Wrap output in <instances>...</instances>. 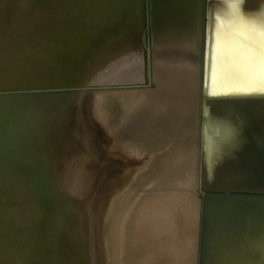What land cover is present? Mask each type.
Returning a JSON list of instances; mask_svg holds the SVG:
<instances>
[{"label": "bare ground", "instance_id": "1", "mask_svg": "<svg viewBox=\"0 0 264 264\" xmlns=\"http://www.w3.org/2000/svg\"><path fill=\"white\" fill-rule=\"evenodd\" d=\"M87 1L73 0L77 7L85 2L88 6L82 17L73 19V41L67 38L63 44L65 37L60 38V48L54 36L72 25L66 26L54 13L58 0H0V49L11 47L19 36L23 46L14 40L17 49L43 41L33 50L37 63L31 64L27 55L24 66L42 68L36 73L51 70L53 77L44 73L54 79L48 83L59 87L22 92L28 97L18 100L23 102L18 111V101L11 99L12 104L9 95L0 101V169L7 177L3 182L13 185L15 177L21 186L26 177L29 185L37 181L40 201L46 205L34 203L39 192L32 204L43 206L42 216L52 212L49 216L55 218L45 219L44 224L48 220L53 226H47L48 232L45 225L49 237H41L43 220L36 228L41 209L32 206L39 214L33 211L32 224L30 212L31 223L25 221L28 211L17 206L28 201H21L27 197L22 198V189L36 186H17L15 196L21 194L22 199L9 202L10 208L7 200L13 192L1 184L0 199L9 194L4 196L9 207L0 202L5 207L0 209V264H198L203 191H264V0H146L144 28L140 0ZM114 11L119 17L103 25L87 20L90 14L102 19L106 13L114 16ZM85 25L95 35L87 43L82 40ZM7 54L4 60L15 59L5 61H12L9 66L19 64L17 53L16 58ZM3 62L0 66L6 67ZM18 66L11 67L19 70L23 65ZM19 76L8 74L4 80ZM215 98L224 102H212ZM63 100L79 108L66 123L58 118L63 111L53 113L51 106ZM8 106L18 113L11 114ZM37 140L40 144L34 148ZM98 161L104 163L101 175ZM16 183L9 187L16 188ZM86 190L88 198L79 205L76 198ZM56 192L73 199L65 204L75 211L79 205L82 211L76 214L63 205L58 200L63 195ZM26 206L22 209H31ZM12 208H20L23 216ZM11 211L14 220L20 218L15 224L25 221L30 231L38 230L39 238L26 230L29 237L38 243L47 238L42 244H48L47 255L40 244L36 246L43 252L34 246L38 240L30 238L33 244L23 237L26 232L11 227L6 216Z\"/></svg>", "mask_w": 264, "mask_h": 264}, {"label": "water", "instance_id": "2", "mask_svg": "<svg viewBox=\"0 0 264 264\" xmlns=\"http://www.w3.org/2000/svg\"><path fill=\"white\" fill-rule=\"evenodd\" d=\"M85 3L77 7L76 3L73 4V0H58L54 3L57 10L53 9V11L62 16L67 26L73 24V19L80 18L88 6L87 4L85 6ZM140 7L142 28H144L146 0H140ZM116 12L114 11V16L109 17L106 13L102 19H96L97 14H90L87 20H91V23L98 21L96 25H101V23L103 25L107 20L114 21L119 17H116ZM3 19L7 20L8 16ZM88 25H85L86 32L82 38V40L85 39L84 43L95 37L94 32L90 34L89 29H86ZM69 30L62 31L65 35L62 37L67 39ZM70 40L73 41V34ZM44 80L42 77L40 82L32 81V83L12 86L0 83V91L59 88L46 85L43 83ZM212 102L222 103L224 101L221 98H215ZM228 102L233 104V101ZM56 104L57 102H54L51 105L53 111ZM199 198H201V216L198 264H264V191L205 189ZM27 205L30 207L31 204L27 202Z\"/></svg>", "mask_w": 264, "mask_h": 264}, {"label": "rangeland", "instance_id": "3", "mask_svg": "<svg viewBox=\"0 0 264 264\" xmlns=\"http://www.w3.org/2000/svg\"><path fill=\"white\" fill-rule=\"evenodd\" d=\"M71 25H72V26L69 25V27L66 28V29L69 30V28L71 27L70 29H72V30H69V31L72 32V31H73V24H71ZM65 31H66V30H65ZM69 33H70V32H69ZM71 34H73V33H70L69 36H72ZM50 36H51V35H50ZM62 36H65V35H64V32H63V34H61V35L59 34L58 36H54V37H55V39L58 37V40H57V41H58V43H59L60 40H61L60 38H62ZM16 37H17V36H16ZM20 37H21V36L17 37V39L19 38V39H18L19 41H18L17 39H14V38H15L14 36H12L11 39L8 38V39H9V40H8V43L10 42V40H13V39H14L15 41H17L16 44L19 42L18 44H20V46H23V42L20 41ZM50 38H51V39H54L53 36H51ZM50 38H49L48 41H50ZM67 38H68L69 40L71 39V37L69 38L68 36H67ZM21 39H22V38H21ZM55 39H54V40H55ZM59 39H60V40H59ZM64 39H65V38H63V40H62V41H63V44L68 40V39H66V40H64ZM14 40H13V42L11 41L12 43L10 42L11 45H10V44H7V45H10L11 47H14V46H15L16 49H17V45H18V44H17V45L14 44V43H15ZM69 40H68L67 42H69ZM23 41H24V39H23ZM46 41H47V40H46ZM55 41H56V40H55ZM57 41H56V42H57ZM62 41H61V42H62ZM70 41H71V40H70ZM34 42H35V41H34ZM38 42H39V41H38ZM38 42L36 41V43H34V44H33V41L30 42V43H32V44L29 43L30 46H27V49L25 48L27 44L24 45V48L22 47L23 49H21V47L18 46V49H17V50H18L19 52H21V51L23 52V50H26L25 52L28 53V54H24V55H25L24 57L21 55L22 52H21L20 54H18L19 52H17V51L15 50V48H14V49H13V48L11 49V47H7V46H6V48H8V49H6V48H3V47H2V48L0 49V51H1V50H2L3 52H4V51H7V50L9 51V52L7 51L6 53L4 52L5 55H6L7 53H9V55H8V54H7V55L11 57V54L14 55L15 53H17V54L20 56V57H18V55L15 54L13 57L16 58V55H17V59H16V61L19 59L18 61H20V62H19L18 65H19V66L23 65V66H21V68H22V69L24 70V72H26V73L23 72V73H24V74H23V73L21 72V71H23V70H22L17 64L13 63V65H11V66H14L15 68H17V66H18V68H20L19 70L16 69V70L19 72L18 74H16L17 71L14 70V68H12L11 66H9L10 63H11L12 61H9L10 63L8 62V66H9L10 69H8V67H5V65L0 66V69H1L2 67H5V68L7 69V70H6V69L4 68L5 71H3V69L0 71V79L2 78L3 81L5 82L4 79H6V78H4V77H5V76L7 77L8 74L11 75L10 78H13V79H14V77H12V76H14L13 74L15 73V76H19L20 72H21V74H20L21 76H19V77L21 78V79H19L20 81H19V80H16V78H15V80H13V79H10V78L8 77V78L10 79V81H9V79H8V81H9L8 84H10L12 81L15 82V83H16V81H19V84H23V83H24L23 81H25V80H23V79H26V82H25V83H27V80H28V79L32 82V80H35V79L38 77V75H39L40 73H41V74H42V73H43V74H44V73H45V74L49 73L50 76L53 77V75L50 73L51 70L49 71L48 69H47V73H46V71H45V72L42 71V72H40V73H36V72H39V69H40V68L37 66L38 64H37V65L35 64L36 67H38V69L35 68L34 65H33L34 69H33V67H32V69L35 70V71L33 72V74L35 73V74H37V75L34 74L35 78H31V76L33 75V74H32V71H33V70L31 69V66H32V65H31L30 67H28V65H27V66H24V64H26V63L28 64V61H29V60H30L31 64H33V63H37V61H35L36 59L34 60V58H33V56H35V55H34L35 52H34L33 50H37V48L35 47V45L37 46ZM40 42L43 44V41H40ZM61 42H60V43H61ZM41 43H39L38 45H40ZM60 43H59V44H60ZM12 44H13L14 46H13ZM24 44H25V43H24ZM61 44H62V43H61ZM61 44L59 45V47L61 46ZM63 44H62V45H63ZM31 46H33V47H31ZM19 47H20V48H19ZM29 47H30V48H29ZM37 47H38V46H37ZM61 47H62V46H61ZM61 47H60V48H61ZM63 47H64V45H63ZM9 48H10V49H9ZM32 48H34V49H32ZM3 49H6V50H3ZM20 49H21V50H20ZM28 49H30V51H31V50H32V51L30 52V51H28ZM10 50H11L13 53H12V52L10 53ZM2 51H1V53H3ZM14 51H15V52H14ZM25 52H24V53H25ZM30 53L33 54V55H32V58H30V56H31ZM4 54H0V59H1L2 62H3V61L5 62V61H7V60H15L13 57H11V58H13V59H9V58L7 59L8 56L5 58V59H7V60H4L3 57H2V55H4ZM29 54H30V55H29ZM5 55H4V57H5ZM27 55L29 56V60H28V56H27ZM1 57H2V58H1ZM20 58H22V60H21ZM23 58H24V59H23ZM25 58H27V59H26V60H27L26 63H25ZM2 59H3V60H2ZM31 59H32L34 62H32ZM23 60H24V62H23ZM1 61H0V65H1ZM16 61H14V62H16ZM18 61H17V62H18ZM4 62H3L2 64H6V65H7V63H6V62L4 63ZM29 65H30V63H29ZM39 66H40V65H39ZM25 67H27V69H28V68L31 69L32 71L30 72V70H29V69L27 70ZM40 67H41V66H40ZM11 68H12V69H11ZM9 70H11V71H9ZM13 70H14V71H13ZM20 70H21V71H20ZM37 70H38V71H37ZM41 70H42V68L40 69V71H41ZM44 70H45V69H44ZM6 71H9L11 74H10L9 72H6ZM15 71H16V72H15ZM12 72H13V73H12ZM29 72H30L32 75H31V74L29 75ZM1 73H4V74H1ZM7 73H8V74H7ZM5 74H7V75H5ZM41 74L39 75V77L41 76L40 78H42V75H41ZM45 74H44V75H45ZM3 75H5V76H3ZM22 75L24 76L23 79H22ZM26 75H28V76H30V77L27 79V78H25V77H27ZM2 76H3V77H2ZM45 76L47 77V78L45 77L47 80H48L49 78H50V80L52 79V81L54 80V79L51 78L49 75H45ZM19 77H17V79H18ZM39 77L36 79L37 81L35 80L36 82H40V81H39V80H40ZM43 77H44V76H43ZM45 78H43V79H45ZM2 79H1V80H2ZM46 79H45V81H46L47 83L43 82V83H45L46 85H51V84L53 83V82L51 83L49 80L47 81ZM1 80H0V81H1ZM11 80H12V81H11ZM29 80H28V83H30ZM3 81H2V82H3ZM8 81H6L5 83H7ZM35 81H34V82H35ZM48 82H50L51 84H49ZM25 83H24V84H25ZM8 84H7V85H8ZM12 84H13V83H11L9 86H12ZM16 84L18 85V82H17ZM16 84H15V85H16ZM13 85H14V84H13ZM43 89H44V88H43ZM46 89H49V88H45V90H46ZM41 90H42V89H41ZM6 91H8V90L0 91V97H1V98H0V101H3V98H4V100H5V99L7 100V98H8L7 95H9L10 98H8V100L14 99V101L11 100V102L13 101L14 103H15L16 101H18V100H21V99H24V100L27 99L28 96H27V97H26V96L24 97V94H25V95H27V94L29 95V92H30V91L32 92V90H27V91H26V90H23V91L20 90L21 92L18 90L20 93H18V91H15V90H13L12 92H11V90H10V91H8V93H7ZM25 91H26L27 94L25 93ZM9 92H11V93H13V94H9ZM14 92H16V93H18V94H20V95L17 94V95H18V96H17V95H15L16 93H14ZM22 92H24V94H22L24 98H23L22 95H21ZM6 93H7V94H6ZM3 94H4V95H3ZM5 94H6V95H5ZM10 95H11V96H10ZM12 95H13V98H12ZM14 95H15V97H14ZM3 96H4V97H3ZM20 96H21L22 98H20ZM6 97H7V98H6ZM16 97H18L19 99L16 98ZM29 97H32V96H29ZM39 98H43V97H42V96H39ZM15 99H17V100H15ZM34 99H36V98H34ZM24 100H23V101H24ZM36 100L38 101V99H36ZM13 102H12V104H13ZM35 102H36V101H35ZM38 102H39V101H38ZM0 103H1V102H0ZM18 103H19V101H18ZM18 103L16 104L17 107H15V105H14V107H15L16 110H17V108H19V110H20V108H21V104H22L23 102L20 101V103H19V104H18ZM57 103H58V104H56V105L54 106V111H55V112H53V113H56V112H58V111H60V112L63 111V113H61V114L59 113L60 115H59V117H58V118H60V121H62L63 123H66V122H68L69 120H72L75 116H77V113H78L77 110H78L79 108L76 107V103H75V106H74V104H72L73 102L70 103L69 100L66 101L67 104L65 103V100L62 101L63 104H60L61 101H58ZM64 103H65V105H67V106H65ZM68 103H69V104H68ZM12 104H11V105H12ZM70 104H71V105H70ZM59 105H61V106H59ZM62 105H64V108H63V109H61V108L63 107ZM68 105H70V108L68 107ZM72 105H73V106H72ZM1 106H2V105L0 104V108L3 109V107H1ZM18 106H20V107H18ZM58 107H59L61 110H60ZM65 107H67L68 109H66ZM75 107H76V108H75ZM7 108H8L9 110H12V111H10V113L13 114V115H14V114L16 115V114L18 113V112H17L18 110H17V111H16V110L13 111L14 108H13V107L11 108V106H8ZM7 108H6V109H7ZM71 108H72V109H71ZM74 108H75V109H74ZM2 109H0V110H2ZM64 109H65L66 112L64 111ZM3 110H4V109H3ZM3 110H2L1 112H3ZM72 110H73V111H72ZM74 111H75V113H74ZM76 112H77V113H76ZM53 113H52L51 115H53ZM70 113H71V114H70ZM1 114H2V113H0V116H1ZM62 114H63V116H61ZM0 119H1V118H0ZM0 122H1V120H0ZM0 127H1V123H0ZM1 128H2V127H1ZM1 128H0V130H1ZM2 130H3V129H2ZM2 130H1V131H2ZM1 131H0V137L3 135V132H1ZM1 133H2V135H1ZM0 142H1V139H0ZM33 142L36 144V145H34V143H32V144L35 146V147L33 146L34 148H36V146H39V145H38L39 140H37V143H36V141H33ZM0 144H1V143H0ZM39 144H40V143H39ZM98 162H100L99 164H100V166H101V167H100V166L98 165L99 168H101V170L99 171V175H101V171L103 170L104 163H103L102 161H98ZM101 163H102V165H101ZM0 168H1V166H0ZM1 171H2V173H1ZM3 172H4V171H3L2 169H0V173H1V174H0V178H2V179H1L2 181L0 180V182H1V183H0V186L2 187V185H3L2 188L5 187V189H6V186H8V189H6V190L9 191V192H8L9 194H11V192H13V196H15V192L17 191V193H18V189H17L18 187H17V186H19L20 189H22L23 186H26V187H30V188H31L32 186L35 185V186H36L35 188H31V190L29 189V191H28V190H25V191H27V192H25L24 189H22V192H23V193H21V191H19V193L22 194V198L24 197L23 194H26L27 197H28L29 199H28L27 197H24V198L22 199V198H21V194H19V195H18L17 193H16V194H17V196H20L19 198L22 199L21 201H24V202H25L26 200H28V201L30 200L31 203H30V201H29V203L32 204L33 201H34L35 199H37L36 201H34V203L36 202L35 204H37V205H38V203H39V204H43V203H41L42 201H40V200H42V198H41V193H40L39 191H37V190H39V189H36V188H38V187H37V185H38L37 181H34L35 184H32V183H34V182H33L34 178H33V179L30 178L31 180H29V181H30V184H32V185H29V182L27 181V180L29 179V177H26L27 179L24 177L25 179L22 180V183H24L23 181H25V184H26V183H27V184H26V185L23 184V186H21V185H22V184L20 183L21 181L18 180V179H20V178H19V177H15L14 180H12V181H13L14 183H16V182H15V179L18 178V179H16V181L18 180L19 182L17 181V183H16V188L12 189V188H13L12 186L15 185V184L12 182V183H13V185H12V184H11V181H9V182H7V181L3 182V179H4V180L7 179V177L5 176L6 173H3ZM2 174H3V177H1ZM4 174H5V175H4ZM20 177H21V176H20ZM22 178H23V177H21V179H22ZM2 182H3V183H2ZM5 183H7L8 185L5 184ZM18 183H19V184H18ZM1 184H2V185H1ZM9 184H11V187H12V188L9 187V186H10ZM17 184H18V185H17ZM5 185H6V186H5ZM28 185H29V186H28ZM1 187H0V189H2ZM21 187H22V188H21ZM10 188H11V189H10ZM24 188H25V187H24ZM5 189H3L2 191H5ZM16 189H17V190H16ZM12 190H14V191H12ZM15 190H16V191H15ZM34 190H35L36 192H34ZM57 190H58V189H57ZM32 191H33L34 193H32ZM86 191H87V190H86ZM86 191H84L85 193L83 192V193H84V196H82L83 194L81 195L82 197H84V200H82L83 198L80 197V196H78V198H76L77 200H80V201H81V202L79 203V205H80L83 201H85V198H86V197L88 198V196L86 195V193H88V191H87V192H86ZM28 192H29V193H28ZM38 192H39V193H38ZM2 193H3V195L5 194L4 192H2ZM6 193H7V191H6ZM36 193H38V195H37ZM9 194H6V195H9ZM28 194H29V195H28ZM30 194H35V195H32L31 197H29ZM56 194H58V193L56 192ZM61 194H62V192H59L58 196H60ZM93 194H94V193H93ZM1 195H2V194H1V190H0V196H1ZM6 195H4V196L6 197ZM36 195H37V198L34 199V197H35ZM62 195H63V196L59 197L60 199H58V200H59L61 203L64 202L63 205H65V206L67 205V206H68V203L65 204V201L68 200L69 197H67V199L65 200V199H63V198H64V194H62ZM91 195H92V194H91ZM91 195H90V196H91ZM4 196H3V198H4ZM13 196L11 197V195H10V197L12 198V200L9 199L10 201L7 200L8 198H7V199H6V198L3 199V198L1 197V199L3 200V203H2V201H1V199H0L1 204H4L5 207H9V206H10V208H11V206H12L11 204H13V202H14V203L16 202V201H14V200H17V202L20 201V199L18 200V197H17V196H15V197H14L15 199H13ZM33 196H34V197H33ZM85 196H86V197H85ZM7 197H8V196H7ZM10 197H9V198H10ZM16 197H17V199H16ZM62 197H63V198H62ZM32 198H33V200H31ZM38 198H39V199H38ZM40 198H41V199H40ZM61 198H62V199H61ZM65 198H66V197H65ZM25 199H26V200H25ZM5 200H7L8 204H9V202L11 203V201H12V203L9 204V206H6V205H8V204H7V203L5 204V202H4ZM38 200H39L40 202H39ZM61 200H63V201H61ZM69 200H71V198H70ZM69 200H68V201H69ZM72 200H73V199H72ZM72 200H71V201H72ZM77 200L74 199L73 202H75V201H77ZM21 201H20V202H21ZM28 201H26V202H28ZM43 201H44V200H43ZM68 201H67V202H68ZM71 201H70L69 204H71ZM86 201L88 202V200H86ZM20 202H18V203H20ZM26 202H25L24 204H23V202H22L23 205H21V206H20V205H17V206H18V207H21V210H23L24 212H25V211H28V212H25V214H26V213L29 214V212H30V214H31V217H30V218L33 219V220H34V218H36V217H34V216H38V215L40 214L39 217L41 216L43 219H42V218H39V219H38V217H37V219H36L37 222H36V223L38 224V223H40V220H41V221L43 220L42 223H43L44 227H43V225L41 226L42 223H40V224H38L39 226L36 224V225H37L36 228L38 229V227H40V226H41L40 228H43V229H40V228H39L38 230H39V231L42 230V232H40V236H41V237H44V235H43L42 233L45 234V232H43V230H45V229L47 228V226H50L51 222L54 221V220H53L54 216L51 215L52 218H50L51 216H49L52 212H50V214L47 215L46 212H48V210L46 209V210H47V211L45 212L46 214L44 213L45 215H43V216H44V217H47V218H44L41 214H43V212L45 211L44 208H45V205H46V204H43V205H44V208H43L42 205H39V206H38L39 208H38L36 205H33V204L30 206L31 209H33L32 206H34V207L36 206L35 208H37V209H35V208H34V209H35L37 212H38V209L40 210L41 208H43L44 211L42 212V209H41L40 212H38L39 214H37V212H36L34 209L32 210V212L29 211V210H31V209H29V210L26 209V208H29V206L26 204ZM37 202H38V203H37ZM73 202H72V203H73ZM46 203H47V202H46ZM84 203H85V202H84ZM1 204H0V206H2ZM16 204H17V203H16ZM16 204H15V206H16ZM74 204H75V206L78 205V201H77L76 203L71 204V206H74ZM4 205H3L2 207H0V209H3ZM26 205H27V206H26ZM48 205H49V204H48ZM79 205H78V206H79ZM13 206H14V205H13ZM24 206H26V207H25L26 210L22 209ZM41 206H42V207H41ZM75 206H74V207H75ZM78 206H76V210H77V209L79 210ZM82 206H83V204H82ZM5 207H4V209H5ZM46 207H47V206H46ZM48 207L51 209L50 205H49ZM48 207H47V208H48ZM68 207H70V206H68ZM70 208H71V210L74 211L75 213L78 212V210H77V211L74 210L75 208H74V209H73L72 207H70ZM6 209H7L8 211H10V209H8V208H6ZM12 209H16V208H12ZM80 209H82L81 206H80ZM21 210H20V208H19V209H16V212L18 211L16 214H18L17 216H19V217H20V213H21L20 211H21ZM12 211H13V210H12ZM12 211H11V212H12ZM23 211H22V213H21L22 216H23V213H24ZM33 211L36 212V213H33ZM50 211H51V210H50ZM80 211H82V210H79V213H80ZM8 213H10V212H8ZM8 213H7V215H6L7 218H10V220L13 219V218H14V219H17V218H15L16 215H14V212H12L14 216H12V213H10V214H8ZM32 213H33V215H34V214H35V215L33 216ZM79 213H76V214H79ZM30 214H29V215L26 214V215H27L26 217L24 216L25 219H26L25 221H27V222H30V221H31V219L28 217V216H30ZM52 214H53V213H52ZM6 216H5V217H6ZM8 216H9V217H8ZM32 216H33V217H32ZM11 217H12V218H11ZM27 217H28L30 220H27ZM49 218L52 219V221L49 220ZM14 219H13V220H14ZM19 219H20V218H19ZM19 219H18V220H19ZM23 219H24V218L22 217L21 220H23ZM45 219H48L49 221H51L50 224H49V221H48V220H47V223L44 224V222H46ZM54 219H55V218H54ZM10 220L8 219V221H9L8 223L13 224L11 227H12L13 229H14V228L17 229V227H18L17 230H18L19 233L22 234V235H23L24 232H26V233L24 234L23 237H25V238L28 237L29 239H28V238H26V239H28V240L31 242V241H32V240H30L31 235H30V237H29L28 234H27V231H26V230H28V232H29V231H30L29 229H32V228H31L32 226H31L30 228H27L28 226L26 227V226H25L26 224H24L25 221H22L23 223L21 222L20 224H22V225L24 226L25 231H23V230H24V229H23V226H22V229H23V230H21V229H20L21 226H17V225H20V224H15V223H19L20 220H19V221H18V220H14V221H16V222H14V221L12 222V221H10ZM33 220H32V221H33ZM36 220H34V222H33L32 224H35V221H36ZM38 220H39V221H38ZM17 221H18V222H17ZM55 221H56V220H55ZM4 222L7 223V221H6V220L4 221V219H3V223H4ZM5 223H4V224H5ZM25 223H26V222H25ZM30 223H31V222H30ZM53 223H55V222H53ZM85 223H86V222H85ZM28 224H29V223H28ZM32 224H31V225H32ZM47 224H48V225H47ZM99 224L101 225V223H99ZM45 225H46V228H45ZM29 226H30V225H29ZM34 226H35V225H33V228H34ZM52 226H53V224H52ZM52 226H50V227H52ZM50 227L47 228V231H48V232L50 231V229H49ZM36 228H34V229H36ZM48 229H49V230H48ZM38 230H34L35 232H33V231L31 230L32 232L30 231L31 233L29 232V234H34V235L32 236V237L34 238L35 233H36V231H38ZM21 231H22L23 233H22ZM47 231H46V232H47ZM48 232H47V233H48ZM38 234H39V233H36L37 237L39 236ZM41 234H42L43 236H42ZM45 235L48 236V234H45ZM35 237H36V236H35ZM37 237H36V238H37ZM48 237H49V236H48ZM33 238H31V239H33ZM38 238H39V237H38ZM40 239H41V238H40ZM45 239L47 240V238H45ZM45 239H43V242H41V243H38V242H39L38 239H33V241L38 240V241H36V243H35L34 246H36V244L38 243V244H37L38 246L41 245V246L43 247V251H44V252L41 251V250H42V248H40L41 246L39 247V248L41 249L40 251H39L38 246H36V248H38V251H39V252H43L42 254H46V253L49 252L48 250H46V251L44 250V249H46V248L48 247V246H47L48 244L46 245L47 247L45 246L46 248L43 246V245L46 244V243H44V242L46 241ZM49 240H50V239H48V242H51V241H49ZM51 240H52V239H51ZM33 241H32V242H33ZM43 243H44V244H43ZM33 244H34V242H33ZM39 244H40V245H39ZM42 244H43V245H42ZM49 245H50V244H49ZM34 246H33L32 248H34V250H35V247H34ZM50 247H51V246H50ZM32 248H31V249H32ZM48 248H49V247H48ZM48 248H47V249H48ZM34 250L32 249L31 251H34ZM49 250H50V249H49ZM47 251H48V252H47ZM45 252H46V253H45ZM31 253H32L33 255H35V253L38 254V253H37V249H36L35 253H33V252H31ZM38 255L43 256V255H41V254H38ZM46 255H47V254H46ZM46 255H44V256H46ZM44 256H43V257H44ZM35 257L37 258L36 260H38L39 256L37 257V255H36ZM43 257H42V258L40 257L41 259H39L38 262L43 263V262H44V258H45V257H44V258H43ZM40 260H43V261H40Z\"/></svg>", "mask_w": 264, "mask_h": 264}]
</instances>
